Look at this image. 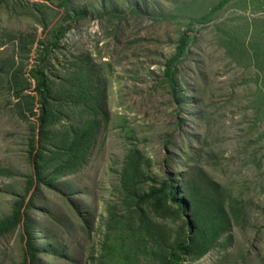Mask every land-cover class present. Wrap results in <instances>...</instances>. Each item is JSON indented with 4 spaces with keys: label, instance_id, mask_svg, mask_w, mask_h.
I'll list each match as a JSON object with an SVG mask.
<instances>
[{
    "label": "rangeland",
    "instance_id": "rangeland-1",
    "mask_svg": "<svg viewBox=\"0 0 264 264\" xmlns=\"http://www.w3.org/2000/svg\"><path fill=\"white\" fill-rule=\"evenodd\" d=\"M66 2L0 0V221L24 201L37 264H103L113 213V241L141 252L140 264H164L189 235L187 214L136 205L120 181L132 154L137 190L172 175L206 216L193 225L210 235L224 218L211 250L182 264H264V0ZM185 32L174 95L165 62ZM35 66L53 90L56 125L43 136ZM94 118L84 163L61 177L46 166L50 184H38L45 159H68L53 143ZM26 242L18 224L0 239V264H25Z\"/></svg>",
    "mask_w": 264,
    "mask_h": 264
},
{
    "label": "trees",
    "instance_id": "trees-1",
    "mask_svg": "<svg viewBox=\"0 0 264 264\" xmlns=\"http://www.w3.org/2000/svg\"><path fill=\"white\" fill-rule=\"evenodd\" d=\"M66 1V3L68 4V0ZM64 34L65 32L61 33L60 37H62ZM190 41L191 34L189 32L183 33L179 39V43L174 56L170 57L165 62V76L174 95L176 94L177 86L175 65L185 55ZM57 46V41L50 43V49ZM39 65L43 64L40 63ZM32 69L33 70L31 74L36 79L35 90L37 92L38 101L40 104V114L38 117L39 131L43 136L46 135L49 131V128L55 124L52 83L49 80L47 73H45L44 69H42L40 66H35ZM14 74L15 75H13V78L14 80H17V74ZM17 83H19V81ZM26 86L27 84H22L23 89H25ZM72 89L75 93H81L84 89V84L80 82V79H76L72 83ZM88 97L93 98L92 95H89ZM99 124L100 122L98 121V119L94 118L84 124L80 129L74 131L71 136L66 137L65 135L63 140L57 141L60 142L59 144L53 143V146L55 148H62L65 152L68 151V159H45L46 165H44L43 163L42 166L38 165L41 170L37 174L38 184H50V182H47L48 179L44 177L45 173H43L46 172V170H44L46 166L51 170V175L49 177H61L67 173L77 170V168H79L86 159H77L76 156L78 155V153H80L81 157H86L87 151L90 149L93 142V138L98 132ZM42 140L45 139H43L42 137ZM40 152H42V150L37 153L38 159L37 155L33 159L36 168L39 161H43V159H39V156L41 154ZM133 158L134 156L132 154L127 156L120 181L125 189H129L130 185H132L133 192H131V196L135 200L136 205L138 207H142L144 205L146 209L163 218H167L170 215H175L177 211L180 212L181 215L187 214L184 222L189 231V235L185 240L180 238L175 241L173 249H171L165 256L164 264H182V262H184L188 258L187 256L200 258L207 254L214 246L217 239L221 237V234L226 231V227H224L226 225L223 223L224 218H222V225L216 227L218 225L216 224L212 227L210 235H208L204 231V227H201L198 224L195 225V223L193 225L192 222L198 221L199 217L205 218L206 216L201 215V209L195 203L198 201L195 198L193 199L192 195L189 196L191 203L187 201L186 198L181 197L180 191L178 189L179 185L172 175L168 176L163 181H156L146 192L137 190V181L134 180L138 177L136 173L138 169L133 163ZM182 190V192H184V189ZM34 198L35 197H32V200H34ZM23 203L24 201H18L14 206L11 216L0 221V239L18 224L23 223L27 238L25 264H37V262H39L38 254L40 249L32 238V224H29V222L24 219L25 215L24 213H22ZM189 207H191V211L188 214ZM173 208L174 210L176 209L175 212H173ZM118 225V221L116 220L114 214L111 213L107 222V234L104 240V248H106L105 256L108 259L102 261L101 263L112 264V258L115 262L119 260V263L117 264H140L139 254L141 252H136V254L133 255L129 253V250L133 248V246H131L129 249V244H127V246H123L121 243H116L113 241V230ZM227 226H230V223ZM206 236L209 237L207 238Z\"/></svg>",
    "mask_w": 264,
    "mask_h": 264
}]
</instances>
